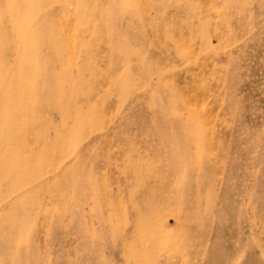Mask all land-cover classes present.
Returning a JSON list of instances; mask_svg holds the SVG:
<instances>
[{
    "label": "rangeland",
    "instance_id": "obj_1",
    "mask_svg": "<svg viewBox=\"0 0 264 264\" xmlns=\"http://www.w3.org/2000/svg\"><path fill=\"white\" fill-rule=\"evenodd\" d=\"M0 264H264V0H0Z\"/></svg>",
    "mask_w": 264,
    "mask_h": 264
}]
</instances>
